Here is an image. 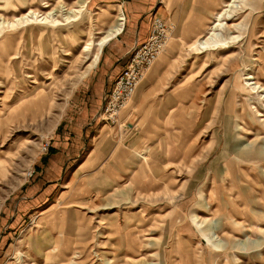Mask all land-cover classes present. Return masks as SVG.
Instances as JSON below:
<instances>
[{"label":"rangeland","instance_id":"1","mask_svg":"<svg viewBox=\"0 0 264 264\" xmlns=\"http://www.w3.org/2000/svg\"><path fill=\"white\" fill-rule=\"evenodd\" d=\"M81 1L0 0V264H264V96L242 86L248 73L264 86V0H243L224 21L240 29L203 50L230 1L160 0L170 39L114 115L108 96L144 42L126 39L129 0ZM92 108L78 156L47 172L68 148L61 126Z\"/></svg>","mask_w":264,"mask_h":264},{"label":"crops","instance_id":"2","mask_svg":"<svg viewBox=\"0 0 264 264\" xmlns=\"http://www.w3.org/2000/svg\"><path fill=\"white\" fill-rule=\"evenodd\" d=\"M160 0H129L125 2V8L127 13V22H128V30L130 31L127 35L126 39H130L131 41L134 40L133 44H136L137 42H145L149 36L150 32V26L153 17H160L164 18L166 16L165 9L160 6ZM222 8H220L221 10ZM123 12V11H122ZM219 12H213L212 19L215 16V14H218ZM124 14V13H123ZM125 16V15H124ZM126 19V17H125ZM132 43V42H131ZM130 43V44H131ZM107 63H112V57L109 55L107 57ZM126 64H122V67L120 71L123 69V67ZM109 66V67H110ZM119 71V72H120ZM118 72V73H119ZM108 74V73H107ZM116 78V77H114ZM113 79V78H112ZM116 80V79H115ZM114 80V81H115ZM152 81H146L144 84L145 87V95H148L149 91L151 90V86L146 89L148 84H151ZM140 105V104H139ZM94 108L91 110H83L81 114L75 119L74 123L69 124L67 127H62L59 129L58 136L63 139L67 140L68 148H66L65 152H58L56 148H52L49 155L50 159L48 161V158L44 160V164L47 167V172L54 171L56 172L57 168L62 169V166L65 165V163L70 160L74 159L78 156V150L76 149L82 142H84V137L86 136V123H87V117L94 114ZM72 125V126H70ZM92 131V129H88ZM69 132V133H68ZM69 135V137H68ZM93 137H91L92 139ZM101 142V141H100ZM90 154V156L88 155ZM88 158H91L94 155V150H91L89 153H87ZM83 162V161H82ZM81 162V163H82ZM78 164L76 168L81 166L79 170L83 167V165ZM76 168L74 170H76ZM46 212L42 213L43 215Z\"/></svg>","mask_w":264,"mask_h":264},{"label":"bare ground","instance_id":"3","mask_svg":"<svg viewBox=\"0 0 264 264\" xmlns=\"http://www.w3.org/2000/svg\"><path fill=\"white\" fill-rule=\"evenodd\" d=\"M228 1H230V3H228L227 5L225 4V10H223L222 12H220V13H218L216 16H214L215 18H216V20H217V22H216V24L214 25V26H212V28H208L207 29V31L209 30V32H208V34H207V37H201V38H199V40H197L196 41V43H195V47L197 48H199L200 50L202 49H210V48H212V47H215V46H217V44H222V43H225L226 44V42L225 41H223L222 40V36L221 37H219L220 36V34H219V31L220 30H230V29H232V27H233V29L234 30H238V29H240L239 27V25H233L232 27H227L228 25L227 24H225L224 23V21H230V20H233L234 18H236V16H237V14L239 13V12H243L244 10H246L247 8H248V5H247V2L246 1H243V0H228ZM87 2H88V0H82L81 1V3H80V6H81V8H84L86 5H87ZM57 11V10H56ZM248 11V10H247ZM247 11H244V12H247ZM53 12H54V10H53ZM79 12H81V10H77V11H74L73 9H71L70 10V14H78ZM50 14V13H49ZM53 14H50V16H52ZM30 16H36V13L34 12V11H31L30 12V14L28 15V16H23L20 20L21 21H25V20H28L29 19V17ZM47 16V15H46ZM50 18V17H49ZM46 19V18H45ZM37 20V19H36ZM20 21V22H21ZM47 21H49V20H47ZM124 21H125V18H124V15H123V13L121 12V13H119V15H118V17H117V19H116V22H115V25L113 26V28H111L108 32H107V35L96 45V46H98L99 47V49H98V52L95 54V57H94V60H93V66H95L98 62H99V60H100V55H101V51H102V49H103V47L105 46V45H107L109 42H111L114 38H116L121 32H122V29H123V26H124ZM23 23V22H22ZM240 24H242V23H240ZM103 27L104 26H101V29H100V31L101 30H103ZM233 30V31H234ZM232 31V30H231ZM230 31V32H231ZM228 38H231V36L230 37H228ZM238 38V37H237ZM236 39V38H235ZM232 40V39H231ZM237 40V39H236ZM219 47V46H218ZM223 47V46H222ZM228 47V46H227ZM87 50V49H86ZM85 50V51H86ZM86 52H88V50L86 51ZM253 62H255V63H258V62H260V60H258V59H255V60H253ZM253 65H255V64H253ZM92 66V67H93ZM264 66V65H263ZM255 68L254 67H252L251 69H249V71H251V72H253V70H254ZM262 72L264 73V67H263V70H262ZM257 79L252 75V73H248L247 74V76H246V79H245V81H246V85H242L243 86V90H244V92H245V94L247 93L250 97H253V96H261V97H259V98H262L263 96H264V86L263 85H261L259 82H257L256 81ZM243 92V93H244ZM248 96V97H249ZM252 99V98H251ZM251 99H247L246 101H247V107H248V110H249V115L250 116H256L255 114H258V111L256 110H254L253 108H252V104L253 103H251ZM260 117H262V116H259L258 118H260ZM257 118V117H256ZM253 121H256V119H254ZM248 149H246V151H247ZM260 151V150H259ZM263 152V151H262ZM259 153V152H258ZM254 156V155H253ZM259 157V156H258ZM250 158V157H249ZM244 159V158H243ZM250 159H253V158H250ZM211 204V203H210ZM210 204H208L207 206L206 205H204V204H200V207L203 209V210H205L207 213H209V214H211V208L209 207V205ZM224 207H226V205H223V207H221L222 208V210H224ZM221 210V211H222ZM227 214V213H226ZM221 216H223V214L221 215ZM225 217H228V216H225ZM224 218V217H223ZM222 220V219H221ZM212 221H214V219L212 220ZM215 222V221H214ZM224 232V228L223 227H220V228H218V230H217V233H216V235H217V237H219V236H221V234ZM228 241V240H227ZM129 242H131L130 243V246H131V248H136L135 247V244H134V242L133 241H129ZM252 243V242H251ZM250 243V245H252ZM244 244V245H243ZM259 244V243H258ZM227 245H228V248H229V245H231V242L230 241H228V243H227ZM256 245V244H255ZM254 245V246H255ZM247 247V244H245V243H242V247L239 249L240 251L241 250H244L245 248ZM259 247H260V245H259ZM251 249L253 248V247H250ZM256 248V247H255ZM226 249V248H225Z\"/></svg>","mask_w":264,"mask_h":264},{"label":"built area","instance_id":"4","mask_svg":"<svg viewBox=\"0 0 264 264\" xmlns=\"http://www.w3.org/2000/svg\"><path fill=\"white\" fill-rule=\"evenodd\" d=\"M172 28L160 17H153L148 40L140 48H135L130 64L117 78L115 86L108 96L106 113L116 114L123 104L135 92L137 84L144 72L149 69L163 53Z\"/></svg>","mask_w":264,"mask_h":264}]
</instances>
